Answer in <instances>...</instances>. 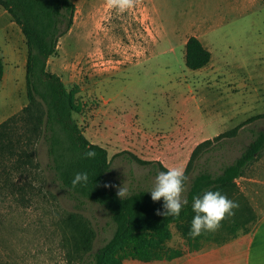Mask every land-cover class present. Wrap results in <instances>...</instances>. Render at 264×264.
I'll return each instance as SVG.
<instances>
[{"label":"rangeland","instance_id":"1","mask_svg":"<svg viewBox=\"0 0 264 264\" xmlns=\"http://www.w3.org/2000/svg\"><path fill=\"white\" fill-rule=\"evenodd\" d=\"M72 1L73 24L48 69L74 91L86 138L107 149L112 185L149 190L158 172L180 167L186 196L206 163L218 171L264 130V0H133L124 10L109 0ZM190 36L213 53L202 69L186 65ZM0 55V124L11 119L14 145V154H0V264H88L115 225L103 206L65 189L33 133L24 112L26 40L1 5ZM235 128L187 171L198 144ZM237 184L228 193L234 215L251 209L254 223L264 213V149ZM172 232L169 249H187L177 225Z\"/></svg>","mask_w":264,"mask_h":264},{"label":"trees","instance_id":"2","mask_svg":"<svg viewBox=\"0 0 264 264\" xmlns=\"http://www.w3.org/2000/svg\"><path fill=\"white\" fill-rule=\"evenodd\" d=\"M0 5L20 27L26 40V89L29 104L24 112L28 118H32L33 133L42 136L47 143L51 167L65 189L76 198L103 206L115 225L112 237L92 254L88 264H121L129 258L144 261L171 259L186 250L199 249L208 242L226 243L251 230L257 220L253 223V211L246 209L245 215H231L221 222L218 230L222 229L228 235L220 236L215 231L193 239L189 236L195 215L191 204L194 196L208 190L219 191L229 198L228 193L238 187L237 179L244 176L247 167L264 149V130L257 133L233 162L224 163L218 171H211L206 163L205 168L199 169L191 177L186 194L188 204L178 217L157 215L156 210H162L163 200L153 202L147 189L129 193L127 199L121 200L116 196L114 187H104L105 183L111 184L108 178L110 161L107 149L86 138L74 119V114L81 111L74 91L69 90L61 77L48 69L49 59L58 51L60 38L73 24L75 3L72 0H0ZM185 47L188 68L198 70L210 63L212 53L198 37L190 36ZM4 73L5 63L0 55V81ZM10 121L8 119L0 124V154H14L13 140L10 138L13 127ZM238 129L198 144L187 171L192 169L195 158L204 148L213 152L217 149L215 141L235 136ZM223 145L224 141L221 142ZM89 148L96 153L94 158L84 157V152ZM77 172H87L88 182L73 188L71 181ZM173 224L178 226L188 243L187 249H169L168 244L174 236ZM85 241L89 244L90 239L87 237Z\"/></svg>","mask_w":264,"mask_h":264},{"label":"clouds","instance_id":"3","mask_svg":"<svg viewBox=\"0 0 264 264\" xmlns=\"http://www.w3.org/2000/svg\"><path fill=\"white\" fill-rule=\"evenodd\" d=\"M133 0H109L112 6H118L121 10L131 7ZM85 158H94L96 153L89 148L84 152ZM188 177L185 170L180 167H168L167 171L157 173L153 186L147 190L150 192L151 200L158 202L163 200L162 210L157 209L156 214L164 217H178L182 209L188 204L185 192V181ZM88 182L87 172H77L71 181L75 188L77 185ZM104 187L117 188L116 196L121 200L129 196L128 188L105 183ZM238 207L235 201L230 200L219 191H204L202 195L194 196L191 208L193 219L189 230V236L193 239L210 232H215L221 226V222L228 216L234 215V209Z\"/></svg>","mask_w":264,"mask_h":264},{"label":"crops","instance_id":"4","mask_svg":"<svg viewBox=\"0 0 264 264\" xmlns=\"http://www.w3.org/2000/svg\"><path fill=\"white\" fill-rule=\"evenodd\" d=\"M121 264H264V213L249 232L240 234L226 243L208 242L199 249L186 250L171 259L144 261L129 258Z\"/></svg>","mask_w":264,"mask_h":264}]
</instances>
